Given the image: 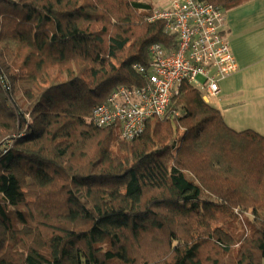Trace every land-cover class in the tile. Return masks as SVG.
Instances as JSON below:
<instances>
[{
	"label": "trees",
	"instance_id": "16d2710c",
	"mask_svg": "<svg viewBox=\"0 0 264 264\" xmlns=\"http://www.w3.org/2000/svg\"><path fill=\"white\" fill-rule=\"evenodd\" d=\"M154 10L0 0V264H264V135L187 81L131 141L90 121L175 46Z\"/></svg>",
	"mask_w": 264,
	"mask_h": 264
},
{
	"label": "built area",
	"instance_id": "2783aa9c",
	"mask_svg": "<svg viewBox=\"0 0 264 264\" xmlns=\"http://www.w3.org/2000/svg\"><path fill=\"white\" fill-rule=\"evenodd\" d=\"M155 19L164 22L175 46L151 45L148 63L133 65L144 75V83L114 87L91 110L93 125L116 127L126 141L141 134L148 119L165 113L182 82H189L207 100L217 94L219 80L237 69L230 44L221 31L223 9L205 1L172 0L169 8L153 11L149 20Z\"/></svg>",
	"mask_w": 264,
	"mask_h": 264
},
{
	"label": "crops",
	"instance_id": "0c3cea01",
	"mask_svg": "<svg viewBox=\"0 0 264 264\" xmlns=\"http://www.w3.org/2000/svg\"><path fill=\"white\" fill-rule=\"evenodd\" d=\"M171 2L155 9L169 8ZM223 12L221 31L237 69L220 79L217 94L205 101L220 110L231 128L264 135V0H248Z\"/></svg>",
	"mask_w": 264,
	"mask_h": 264
},
{
	"label": "rangeland",
	"instance_id": "374dc122",
	"mask_svg": "<svg viewBox=\"0 0 264 264\" xmlns=\"http://www.w3.org/2000/svg\"><path fill=\"white\" fill-rule=\"evenodd\" d=\"M170 0H151V2L154 4V6H162L165 5ZM199 78V77H198ZM264 216V215H263Z\"/></svg>",
	"mask_w": 264,
	"mask_h": 264
}]
</instances>
